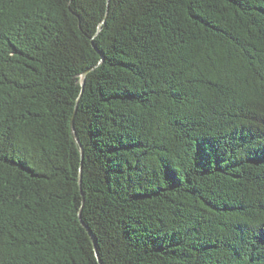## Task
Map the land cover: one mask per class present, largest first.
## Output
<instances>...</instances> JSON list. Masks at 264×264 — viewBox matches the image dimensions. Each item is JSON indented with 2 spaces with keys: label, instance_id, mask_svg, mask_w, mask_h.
<instances>
[{
  "label": "trees",
  "instance_id": "obj_1",
  "mask_svg": "<svg viewBox=\"0 0 264 264\" xmlns=\"http://www.w3.org/2000/svg\"><path fill=\"white\" fill-rule=\"evenodd\" d=\"M0 264H264V0H0Z\"/></svg>",
  "mask_w": 264,
  "mask_h": 264
},
{
  "label": "water",
  "instance_id": "obj_2",
  "mask_svg": "<svg viewBox=\"0 0 264 264\" xmlns=\"http://www.w3.org/2000/svg\"><path fill=\"white\" fill-rule=\"evenodd\" d=\"M76 138V137H75Z\"/></svg>",
  "mask_w": 264,
  "mask_h": 264
}]
</instances>
